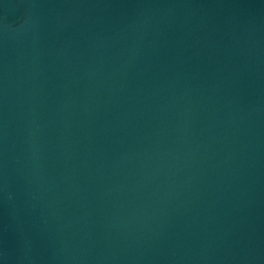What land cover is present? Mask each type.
I'll return each mask as SVG.
<instances>
[{
	"label": "water",
	"instance_id": "1",
	"mask_svg": "<svg viewBox=\"0 0 264 264\" xmlns=\"http://www.w3.org/2000/svg\"><path fill=\"white\" fill-rule=\"evenodd\" d=\"M0 264H264V0H0Z\"/></svg>",
	"mask_w": 264,
	"mask_h": 264
}]
</instances>
